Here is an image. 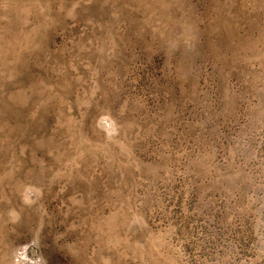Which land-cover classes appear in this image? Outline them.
Wrapping results in <instances>:
<instances>
[{
    "label": "rangeland",
    "instance_id": "1",
    "mask_svg": "<svg viewBox=\"0 0 264 264\" xmlns=\"http://www.w3.org/2000/svg\"><path fill=\"white\" fill-rule=\"evenodd\" d=\"M0 264H264V0H0Z\"/></svg>",
    "mask_w": 264,
    "mask_h": 264
}]
</instances>
